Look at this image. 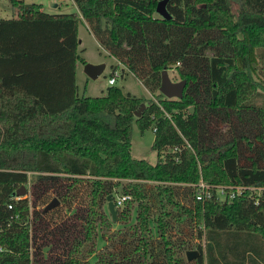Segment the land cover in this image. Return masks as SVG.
<instances>
[{"label": "trees", "instance_id": "16d2710c", "mask_svg": "<svg viewBox=\"0 0 264 264\" xmlns=\"http://www.w3.org/2000/svg\"><path fill=\"white\" fill-rule=\"evenodd\" d=\"M10 1L16 15L0 17V264H264V79L254 76H264V0H168L170 18L158 0H73L77 11L59 13ZM83 20L156 100L114 83L78 94ZM164 68L186 79L180 98L159 91ZM133 122L155 127V162L132 155ZM200 179L247 187L223 198L213 186L201 200ZM30 247L48 257L35 262ZM186 249L199 255L187 260Z\"/></svg>", "mask_w": 264, "mask_h": 264}, {"label": "rangeland", "instance_id": "374dc122", "mask_svg": "<svg viewBox=\"0 0 264 264\" xmlns=\"http://www.w3.org/2000/svg\"><path fill=\"white\" fill-rule=\"evenodd\" d=\"M25 2H37L42 4V9L50 13H59V12H74L77 11L73 0H23ZM53 2H56V5H53ZM18 10L17 4L12 3L10 0H0V17L8 18L13 15H16ZM77 34L79 38V46L77 52L82 57L85 62H104L105 67L103 71L96 77L88 76L84 70L83 66L85 62H82L80 59L77 60L76 70H75V82L77 85V92L79 95H90L96 96L104 94L107 86L111 85L108 83V79L111 76L113 67L115 66L116 75L114 85H117L121 88L124 93H129L137 97H147L157 99L155 93H151L142 82L129 70L125 69L122 71L123 65L119 63L116 58L110 55L95 39L93 33L88 28L86 22L80 21L77 27ZM60 40V39H59ZM61 41V40H60ZM169 76L172 80L181 79L177 71L172 68L168 70ZM254 76L256 79H264L262 73L255 72ZM158 92V90L156 91ZM139 109V108H138ZM154 138V130L152 126H149L143 130H140L137 123L133 122L131 130V152L132 155L139 158H145L150 162H155L156 160V151L151 148V144ZM28 188V184H25ZM28 190L26 191V193ZM25 193V194H26ZM31 210V209H30ZM106 210L109 213L106 205ZM110 215V213H109ZM59 220H57L58 222ZM118 226L117 223L114 224V227ZM102 243L101 236L97 237V247ZM47 249L44 247V254L42 253V248L36 247L34 250L33 247H30V257L35 262H42L47 258ZM40 250L42 255L39 254ZM36 251L38 253H36ZM91 259V258H90ZM183 264H192V263H183Z\"/></svg>", "mask_w": 264, "mask_h": 264}, {"label": "water", "instance_id": "95a60500", "mask_svg": "<svg viewBox=\"0 0 264 264\" xmlns=\"http://www.w3.org/2000/svg\"><path fill=\"white\" fill-rule=\"evenodd\" d=\"M168 0H158L155 10L158 14H160L164 18H170L171 14L169 13L166 3ZM56 2H53V5H56ZM105 67L104 62L92 63L85 62L83 66L84 72L90 77H96L99 75ZM186 83L185 78H181L179 80H172L169 76L168 70L164 68L161 71V80L159 84V91L163 93L166 97H178L180 98L183 94V89ZM144 107V103H141L139 109H137L134 113L135 115H140L142 109ZM190 110L193 111L194 107L190 106ZM27 191V187L25 184H21L18 188L15 189L14 194L16 195H24ZM58 203L57 197H53L49 202H47L43 211H47L53 208ZM107 209L110 213L111 219L114 221L117 217V209L116 202L113 200V195L110 193L107 195ZM199 255V251L197 249H186L185 256L187 260H191L196 258Z\"/></svg>", "mask_w": 264, "mask_h": 264}, {"label": "built area", "instance_id": "2783aa9c", "mask_svg": "<svg viewBox=\"0 0 264 264\" xmlns=\"http://www.w3.org/2000/svg\"><path fill=\"white\" fill-rule=\"evenodd\" d=\"M115 75L116 71L114 72L113 75H111L108 79L109 84H113L115 82ZM155 129V127H153ZM197 193H196V198L197 199H205L207 196L210 195V187L215 186L218 190V193L224 198L226 195L229 197H235L237 194H240L243 189H245L247 186L243 185H225V184H217V185H212L204 182L202 179H200L197 183ZM255 189H262L263 187H253ZM20 195H14V198L17 199L19 198ZM130 198L129 194H122L117 196V203L122 202L123 200ZM258 199H255V202H257ZM10 206V205H9ZM1 249V246H0Z\"/></svg>", "mask_w": 264, "mask_h": 264}, {"label": "crops", "instance_id": "0c3cea01", "mask_svg": "<svg viewBox=\"0 0 264 264\" xmlns=\"http://www.w3.org/2000/svg\"><path fill=\"white\" fill-rule=\"evenodd\" d=\"M39 42L40 43H42V44H50V43H52L53 42V40L52 39H48V38H44V37H41L40 39H39ZM79 46V45H78ZM78 48V47H77Z\"/></svg>", "mask_w": 264, "mask_h": 264}, {"label": "flooded vegetation", "instance_id": "af4514ba", "mask_svg": "<svg viewBox=\"0 0 264 264\" xmlns=\"http://www.w3.org/2000/svg\"><path fill=\"white\" fill-rule=\"evenodd\" d=\"M49 201H50V200H49ZM49 201H48V202H49ZM57 204H58V203H57ZM57 204H56V205H57ZM56 205H55V206H56Z\"/></svg>", "mask_w": 264, "mask_h": 264}]
</instances>
